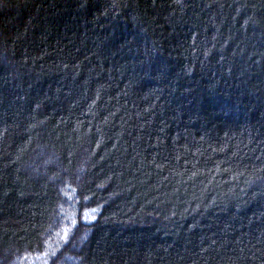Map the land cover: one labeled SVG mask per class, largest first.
<instances>
[{
	"label": "trees",
	"instance_id": "obj_1",
	"mask_svg": "<svg viewBox=\"0 0 264 264\" xmlns=\"http://www.w3.org/2000/svg\"><path fill=\"white\" fill-rule=\"evenodd\" d=\"M0 264H264V0H0Z\"/></svg>",
	"mask_w": 264,
	"mask_h": 264
},
{
	"label": "snow or ice",
	"instance_id": "obj_2",
	"mask_svg": "<svg viewBox=\"0 0 264 264\" xmlns=\"http://www.w3.org/2000/svg\"><path fill=\"white\" fill-rule=\"evenodd\" d=\"M97 211V209H91V212L95 213ZM84 217H85V221L89 222V216H88V212L87 210L84 213ZM65 239H67V236H65Z\"/></svg>",
	"mask_w": 264,
	"mask_h": 264
}]
</instances>
